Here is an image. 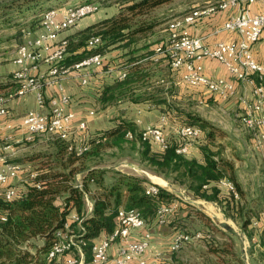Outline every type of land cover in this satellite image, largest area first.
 I'll return each mask as SVG.
<instances>
[{
    "label": "trees",
    "instance_id": "1",
    "mask_svg": "<svg viewBox=\"0 0 264 264\" xmlns=\"http://www.w3.org/2000/svg\"><path fill=\"white\" fill-rule=\"evenodd\" d=\"M85 1L99 4L103 0ZM172 1L174 0H122L118 10L112 15L67 36V56L63 63L66 66L73 65L93 53L102 52L106 64L101 69L105 71L108 66H113L116 70L117 65L111 64L106 52L124 50L127 59L123 62L121 71L126 69L127 76L123 79L119 75L115 76L113 83L104 87L102 104L125 99L140 102L152 98L158 99L154 100L156 103L168 104L162 96L159 99L158 94L155 96L154 93L142 90L147 81L144 78L149 75V70L143 68L144 61L149 60L154 51L150 48L152 43H139L141 37L153 29L156 23L140 20L139 17ZM49 2L53 0H41L37 5L26 8L16 6L15 2L7 5L0 10V31L6 28L11 31L15 26L11 23L10 16L13 14H19V17L26 20L32 18L25 27L34 30L45 10L61 7V4L50 5ZM2 16L7 18L1 19ZM15 33L14 37L23 34L20 27ZM96 35L101 37L102 46L98 49L88 48V40ZM138 51L141 53L135 55ZM159 91L160 89L156 92ZM184 114L187 118L179 119L182 123L197 125L204 132L205 140L200 144L202 162L177 153L175 139L167 150L154 149L150 143L141 139V132L135 121L122 119L116 126L87 139L85 144L89 147L79 155L68 149L69 143L66 140L50 136L52 143L49 150L28 159L33 163L32 170L37 172V176L30 178L23 187L6 185L0 191V264H67L66 256L48 257L56 240V232L64 229L66 223H70V227L84 240V263L91 264L94 244L108 237L115 229L117 212L121 207L136 209L146 220V228L151 230L153 226H157L158 207L162 203L181 200L176 193L161 186L157 195H148L146 188L152 181L135 174L121 173L114 182L106 184L105 169L87 166L89 157L97 154L105 144L118 147L123 142L138 144L142 159L165 179L171 178L184 186L194 198L218 202L225 210L239 211L240 201L228 189L220 186L221 180L228 179L235 184L240 198L244 193L237 179L234 163L224 157L221 147L217 148L215 144L218 128L196 114ZM128 131L132 132V139L127 138ZM79 172L82 174L81 186L76 180ZM92 185L97 186L95 191L91 190ZM8 186L15 188V195L9 199L4 196V190ZM85 194L92 200L91 209L87 207ZM72 213H76L81 220L82 230L79 229L78 221L70 220ZM240 215L243 216V212ZM249 223V219H245L244 228ZM212 252L220 253L215 247H212ZM228 253L230 257L224 264H245L242 255L232 251Z\"/></svg>",
    "mask_w": 264,
    "mask_h": 264
},
{
    "label": "built area",
    "instance_id": "2",
    "mask_svg": "<svg viewBox=\"0 0 264 264\" xmlns=\"http://www.w3.org/2000/svg\"><path fill=\"white\" fill-rule=\"evenodd\" d=\"M258 0H216L215 2L198 5L180 15L174 16L168 21V36L164 42L154 47L153 56H164L168 59L174 70H181V82L191 86L204 87L212 95H218L223 99H229L235 94V87L225 78L209 76L205 73L203 61L215 60L239 81H249L253 84L252 101L241 99L246 106L240 114L242 124L253 131L254 145L264 151V61H260L254 53V45L261 39L264 32V7L261 12L254 13L253 5ZM235 9L222 25L214 29V33L222 31L233 32L238 35L234 40H218L212 44L202 37L190 32V27L197 24L203 18L210 17L217 12ZM52 7L41 14L39 27L42 32L33 35L32 30L23 28V35L27 40L20 43L16 49L15 62L18 64L12 75L16 83L15 88L9 92L0 93V119L9 114L7 102L14 97H22L28 93H36L37 107L30 109L24 115L20 130L24 138L32 141L36 136L47 134L56 136L69 143L68 149L82 154L89 145L76 143L72 138L74 128L72 121L74 113L66 110V105L72 101V97L64 91L62 82L72 71H79L82 84H87L91 71L94 68H102L106 64L104 53L96 52L80 62L66 66L63 62L67 56V37L61 34L69 28L76 26L78 22L100 10L96 2L81 0L75 4L69 3L66 8ZM88 48L98 49L102 46L100 36H92L88 40ZM42 62L49 63V79L40 73H34ZM113 66H108L105 72H113ZM127 76V70L123 69L119 78ZM56 84L59 94L47 100L43 93L45 84ZM141 132V139L150 143L154 149L167 150L172 141L165 132L166 117L162 116L157 124L143 126L141 119H137ZM85 122L79 124V128H85ZM204 132L197 125L179 123L175 129L176 152L187 155L194 144L201 142ZM128 139L133 138L131 131L126 134ZM9 148V145L7 146ZM0 184L7 185L10 178L16 177L22 171V165L17 162H9L0 155ZM36 171H31L29 178H35ZM80 173L76 179H80ZM79 186H81V181ZM228 190L236 199L240 194L235 184L223 179ZM159 184L152 182L146 188L148 195H157ZM15 195V188L8 186L4 190V196L9 199ZM179 197L180 194H177ZM86 203L91 209L92 202L88 194H85ZM181 199V198H180ZM179 201L162 203L156 211V225H166L174 216ZM5 219V217H3ZM73 221H78L80 230L81 220L78 215L71 216ZM146 220L136 209L121 207L117 212V225L108 237L96 242L92 249L91 264H169L165 263L163 252L150 253L152 231L146 228ZM205 235L201 231L188 233L175 231L169 239L167 249L169 254L180 250L183 246L199 241ZM85 242L79 233L66 223L64 229L56 232V240L49 253V258L66 256L67 264H83ZM116 245L115 256H110V249Z\"/></svg>",
    "mask_w": 264,
    "mask_h": 264
},
{
    "label": "crops",
    "instance_id": "3",
    "mask_svg": "<svg viewBox=\"0 0 264 264\" xmlns=\"http://www.w3.org/2000/svg\"><path fill=\"white\" fill-rule=\"evenodd\" d=\"M70 0L69 3L75 4L81 0ZM216 1V0H215ZM214 1V2H215ZM212 1L206 0L205 3H210ZM65 0H55L51 3L53 4H61L63 7L66 4ZM200 5V4H198ZM195 5V6H198ZM194 6V7H195ZM264 7V0H258L252 7V11L254 13L261 12ZM193 8V7H192ZM60 9V8H59ZM63 9V8H61ZM189 11V10H188ZM186 12V11H185ZM184 13V12H183ZM235 13V9H228L225 11H220L215 13L214 15L203 18L197 22L194 26L190 27V32L196 36L202 37L206 42L212 44L218 40H234L238 38V35L233 32L222 31L220 33H214V29L224 23V21L232 14ZM95 14V13H94ZM94 14H91L87 17L82 18L76 26L69 28L61 34V37H67L75 32L86 28L87 26L98 22L99 20L108 17L110 15H104L102 17L97 18ZM182 14V13H180ZM178 14V15H180ZM177 16V15H176ZM32 19H27L25 22L15 25L11 29V39L6 41V44L2 45V41L0 42V93L9 92L15 88L14 81L12 75L16 69H18V64L15 62L16 58V49L17 46L27 40V36L23 35L14 37L17 29L20 27L21 31L23 28H26L27 24ZM166 32L162 36L163 38L154 43L150 48L154 51V47L162 42L168 36L167 29ZM33 35L39 34L42 32V29L37 25V27L32 30ZM254 53L256 57L260 61H264V32L262 34L261 39L254 45ZM141 51L135 53L140 54ZM107 58H112L114 56H118V59L115 62H119L121 60H126L127 55L124 50L114 49L112 51L106 52ZM145 60L147 58H144ZM108 60V59H107ZM112 64V63H111ZM205 73L209 76L213 77H221L225 78L227 81L232 83L235 87V94L233 97L229 99H223L218 95H212L209 93L204 87L201 86H191L186 83L181 82V70L177 71L171 68L168 59L164 56H152L149 60L144 61L143 68L145 70H149V75L144 78L147 79L142 86V90H147L149 93H154L156 96L158 94L159 99L165 98L167 103H156L154 100L158 99H150L143 100L140 102H134L129 99L121 100L111 104H102V91L104 87L110 83H113V79L115 76L120 74L121 69H116L113 72L107 73L103 71L101 68H94L89 76V80L87 84H82V79L79 76L80 72L72 70L63 80L62 85L64 91L68 93L72 97V101L66 105V110L68 112H72L75 115V118L72 121V126L74 128L73 140L78 143H83L87 139H90L96 135L103 133L117 125L119 121L128 120V121H136L137 119H141L143 126L157 124L162 116L166 117V125L165 132L168 136L169 140L173 142L175 139V128L174 126L180 122V117L185 116V113L196 114L203 119H206L213 123L211 120L202 117L201 115L195 113V111H181L184 108L185 102L187 104H191V101L194 103H200L207 105H217L221 104L223 110L236 109L238 117L243 113L246 103L241 101V99H246L247 102L253 100V84L249 81H239L237 80L226 68L224 65L215 60L206 59L203 61ZM49 63L42 62L39 67L34 70V73H40L45 75L47 79H49L48 69ZM123 68V65H122ZM146 83V84H145ZM160 89L159 93L156 91ZM43 93L47 100L55 97L59 94V88L56 84H45L43 86ZM139 91V90H138ZM192 102V103H193ZM174 104V105H172ZM9 114L7 117H3L0 119V155H3L6 160L9 162H17L22 165V171H20L16 177L10 178L9 183L7 185H11L14 187H23L25 183L30 179L29 175L32 170V166L28 163H31L28 159V155L32 156L34 153L36 155L42 150V148L49 147L51 145L50 135L41 134L36 136L32 141H28L24 138L19 126L24 117V115L30 109H34L37 107L36 103V93L31 92L22 97H14L7 102ZM171 106H177L178 109L171 108ZM223 106V107H222ZM81 122H85L86 127L81 129L79 128V124ZM214 124V123H213ZM176 127V126H175ZM248 129V128H247ZM264 130V128H262ZM252 137L251 142L252 146L259 153L261 157L262 163L264 165V151L259 150L254 145V134L253 131L248 129ZM204 136V135H203ZM221 138H225V135H221ZM219 137V135H218ZM205 139H201L203 143ZM201 142H197L193 145L190 152L187 154L189 158H195L198 161H203V155L200 150ZM221 140H217V135L215 138V144L218 147H221L222 153L227 150V146H225ZM9 145V148L7 147ZM216 148V147H215ZM27 157V158H26ZM23 160V161H22ZM3 165H0V168ZM237 169V167H235ZM236 171V170H235ZM237 179L241 185L242 178L240 174H237ZM152 182L153 179H150ZM159 183V181L157 182ZM165 183V181H164ZM161 185V183H159ZM6 185L0 184V191ZM169 186V185H168ZM220 186L224 189H228L225 184H221ZM243 185H241L242 187ZM171 187V186H170ZM182 187V186H181ZM183 188V187H182ZM168 189H170L168 187ZM244 190H246L243 186ZM243 190V191H244ZM258 193L255 195H251L252 198L248 197L247 193L243 196L241 200V204L248 202L247 204L251 206L260 207L264 206V184L261 183L258 185ZM172 191V190H171ZM183 191H187L185 188ZM173 192V191H172ZM179 194L177 192H174ZM181 194V193H180ZM181 198V197H180ZM182 199V198H181ZM200 199V198H199ZM92 202V200H90ZM93 205V203H92ZM91 205V208H92ZM87 207L90 209L89 205ZM257 209V210H258ZM258 213V212H256ZM250 213L248 216L250 217V223L246 228L242 223V227L239 229L238 235L243 239V241H248L249 244L253 245L254 250L250 249L252 252L251 256H255V251L261 252L264 254V244H262V240L264 238V210H261L258 215ZM76 213H72L71 216ZM176 216V214H175ZM174 217V216H173ZM246 217V216H245ZM237 219V218H235ZM246 239V240H245ZM153 247H151L152 249ZM154 249V248H153ZM159 250V248H157ZM167 246L165 249L166 250ZM254 251V252H253ZM116 254V245H113L110 249V256H115ZM253 258V264H264V258L262 260H255ZM135 264V263H133Z\"/></svg>",
    "mask_w": 264,
    "mask_h": 264
},
{
    "label": "rangeland",
    "instance_id": "4",
    "mask_svg": "<svg viewBox=\"0 0 264 264\" xmlns=\"http://www.w3.org/2000/svg\"><path fill=\"white\" fill-rule=\"evenodd\" d=\"M40 1L41 0H0V10H3L7 5H11L13 2H15V5L18 7L24 6L26 8L29 5H37ZM65 1L66 3L70 2V0ZM74 1L75 0L72 2ZM121 1L122 0L100 1V10L94 15L97 16V18L104 15H112L118 10L119 3ZM205 1L206 0H174L153 9L147 15L139 17L140 20L142 19L148 22L154 21L156 23V26L153 29L141 37L139 45H143L144 43H152L153 45L154 43L159 42L166 32L165 30L167 29L168 21L170 19L180 13L190 10L195 5L206 4ZM210 1L214 2L215 0ZM51 3L52 2H49L50 5ZM66 6L67 4L63 7H58L63 8L60 12L63 11ZM13 15L10 16L12 18V25H19L26 21L25 18L19 17V14ZM5 18L7 17L2 16L1 19ZM10 35L11 31L9 28L0 31V41H2V45H5L6 41L11 39ZM116 59H118V56L110 58V62L117 65L116 69H121L125 60L115 62ZM192 102L193 101H191V104H187V102H185V104H183L184 108L181 111H195V113L211 120L214 123L216 128H218L216 134L217 140L219 139L223 141L222 143L227 146V150L224 154H222L224 157L231 160L235 167H237L235 170L242 178L241 185H243L246 189H243L244 193L241 198L243 199V196L246 193L248 197L252 198L251 195L258 193V185L261 183L264 184V165L259 153L252 146L250 139L252 137L251 132L242 124L240 117L236 114V109L223 110L221 107H218L221 106V104H218V106H205L203 103L200 104ZM171 108H175L178 109L177 111H180L177 106H171ZM180 119L184 120L183 117ZM181 120H179L180 122H178L175 126L179 123L183 124ZM175 126L174 128L176 129ZM221 135H225V138H221ZM48 150L49 147H45L42 148L39 153ZM34 155L36 154L34 153L33 156ZM33 156L28 155L27 157L30 158ZM28 164L33 167V163ZM87 166L105 169V183L108 185L114 182L121 173H130L153 179L157 182L159 181L162 186L167 188L169 187L173 192H177L179 194L181 193L180 196L182 199L179 201L178 208L174 213L176 216L174 215V218L172 216L166 225L161 227L153 226V228H151L152 240L149 252L153 254L159 251L163 252L165 255L164 257L168 259L165 263L224 264L226 259L230 257L228 251L242 255L245 264H253V258L251 257H254L255 260H262L264 258V254L257 252V249L255 251V256H251L252 252H250V249L254 250L253 245H251V243L249 244L248 241L244 242L238 235V232H234L235 230L239 231L245 219H249V221H251V215L250 217L248 216L250 213L255 214L258 212L256 213V215H258L261 210H264V206L258 209L257 206L253 205L254 208H252L247 204V201L242 205V199L239 198V209H241L239 211H231L230 209L225 210V207L218 202L194 198L192 194L187 191H183L185 188L184 186L174 182L171 178L165 179L162 175L158 174L155 168L142 159L140 146L130 142H123L119 145V147L112 144H105V146L102 147L97 154H93L89 157L87 160ZM80 175L81 177L80 179H76L77 181H81L82 174L80 173ZM164 181L169 182L171 187L164 183ZM95 189H97V186L92 185L91 190L95 191ZM241 212H243V216L240 215ZM177 230L188 233L201 231L206 238L189 243L173 254H169L163 249H165L168 245L171 235ZM151 247L154 249H151ZM212 247L219 249L220 253L218 254L212 252ZM157 248H159V250Z\"/></svg>",
    "mask_w": 264,
    "mask_h": 264
},
{
    "label": "water",
    "instance_id": "5",
    "mask_svg": "<svg viewBox=\"0 0 264 264\" xmlns=\"http://www.w3.org/2000/svg\"><path fill=\"white\" fill-rule=\"evenodd\" d=\"M160 185V184H159ZM161 187H163V188H165V189H168L167 187H165V186H162V185H160ZM168 190H170V189H168ZM171 191V190H170Z\"/></svg>",
    "mask_w": 264,
    "mask_h": 264
},
{
    "label": "bare ground",
    "instance_id": "6",
    "mask_svg": "<svg viewBox=\"0 0 264 264\" xmlns=\"http://www.w3.org/2000/svg\"><path fill=\"white\" fill-rule=\"evenodd\" d=\"M157 183V182H156ZM165 183L167 184V185H169L170 186V183L169 182H167V181H165ZM159 184V183H158Z\"/></svg>",
    "mask_w": 264,
    "mask_h": 264
}]
</instances>
